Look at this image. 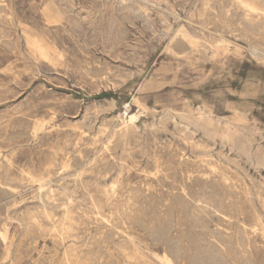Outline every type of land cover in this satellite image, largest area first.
<instances>
[{
  "label": "rangeland",
  "instance_id": "1",
  "mask_svg": "<svg viewBox=\"0 0 264 264\" xmlns=\"http://www.w3.org/2000/svg\"><path fill=\"white\" fill-rule=\"evenodd\" d=\"M242 1L0 0V264H264Z\"/></svg>",
  "mask_w": 264,
  "mask_h": 264
},
{
  "label": "bare ground",
  "instance_id": "2",
  "mask_svg": "<svg viewBox=\"0 0 264 264\" xmlns=\"http://www.w3.org/2000/svg\"><path fill=\"white\" fill-rule=\"evenodd\" d=\"M221 1H223V0H221ZM261 3H262V5H263V7L262 8H260L259 9V7H257L256 5H254V4H244V6H245V8H247L248 10V14L249 15H258V13H259V11H262V9H264V0H259ZM237 2V1H236ZM239 2H243L242 0H239ZM53 4V3H52ZM236 5V4H235ZM240 6V5H239ZM241 7V6H240ZM60 13V12H59ZM62 13V12H61ZM246 13V12H245ZM244 12H243V14H245ZM262 14V13H261ZM247 15V14H246ZM244 17V16H243ZM255 17H257V16H255ZM259 17V16H258ZM245 18V17H244ZM251 18V17H250ZM253 19V18H252ZM251 19V20H252ZM257 19V18H256ZM264 19V18H263ZM247 20V19H246ZM255 19H253L252 21H254ZM261 21V20H260ZM258 22V21H257ZM248 23V22H247ZM253 23V22H252ZM260 23V22H259ZM242 24V23H241ZM243 24H245V23H243ZM250 24V23H249ZM263 24V23H262ZM262 24H260V25H262ZM246 25V24H245ZM253 25H254V23H253ZM256 25L257 24H255V28H257L256 27ZM249 27V26H248ZM251 27V26H250ZM253 27V26H252ZM261 27V26H260ZM244 29V28H243ZM250 29V28H249ZM262 29V28H261ZM246 32V31H245ZM223 40V39H222ZM198 46V45H197ZM217 47V46H216ZM258 57V56H257ZM108 81V80H107ZM135 117L134 116H131L130 117V120H132V119H134ZM127 122V121H126ZM131 123V122H130ZM129 124V123H128ZM100 128V127H99ZM225 131V130H224ZM230 132V131H229ZM227 139V138H226ZM247 152V151H246ZM226 181V180H225ZM23 237V236H22ZM134 251H136L135 253H136V255H138L137 254V250H134ZM138 253H139V251H138ZM164 256V255H163ZM168 256V255H167ZM130 258V257H129ZM131 258H133V256L131 257ZM166 258V257H165ZM168 261H169V259H168ZM173 262V261H172ZM171 264V263H170Z\"/></svg>",
  "mask_w": 264,
  "mask_h": 264
}]
</instances>
